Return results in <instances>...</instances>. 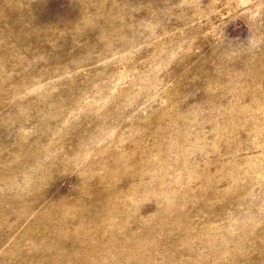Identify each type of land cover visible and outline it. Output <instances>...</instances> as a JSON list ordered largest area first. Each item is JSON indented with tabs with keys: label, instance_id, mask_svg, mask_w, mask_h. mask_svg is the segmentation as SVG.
Returning a JSON list of instances; mask_svg holds the SVG:
<instances>
[{
	"label": "rangeland",
	"instance_id": "1",
	"mask_svg": "<svg viewBox=\"0 0 264 264\" xmlns=\"http://www.w3.org/2000/svg\"><path fill=\"white\" fill-rule=\"evenodd\" d=\"M0 264H264V0H0Z\"/></svg>",
	"mask_w": 264,
	"mask_h": 264
},
{
	"label": "clouds",
	"instance_id": "2",
	"mask_svg": "<svg viewBox=\"0 0 264 264\" xmlns=\"http://www.w3.org/2000/svg\"><path fill=\"white\" fill-rule=\"evenodd\" d=\"M249 44L250 45L252 44V38L251 37L249 38Z\"/></svg>",
	"mask_w": 264,
	"mask_h": 264
}]
</instances>
